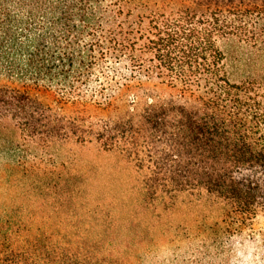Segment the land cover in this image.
I'll return each instance as SVG.
<instances>
[{"label":"trees","instance_id":"trees-1","mask_svg":"<svg viewBox=\"0 0 264 264\" xmlns=\"http://www.w3.org/2000/svg\"><path fill=\"white\" fill-rule=\"evenodd\" d=\"M225 46L242 48L231 71ZM264 0H0V152L97 142L147 186L264 211ZM3 234V235H1ZM106 237L13 236L0 264H123Z\"/></svg>","mask_w":264,"mask_h":264},{"label":"rangeland","instance_id":"rangeland-1","mask_svg":"<svg viewBox=\"0 0 264 264\" xmlns=\"http://www.w3.org/2000/svg\"><path fill=\"white\" fill-rule=\"evenodd\" d=\"M224 50L235 71L244 50ZM149 175L95 141L8 147L0 152L1 231L105 236L123 264H264V211L244 223L226 220L205 194L154 197Z\"/></svg>","mask_w":264,"mask_h":264}]
</instances>
